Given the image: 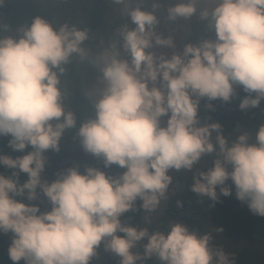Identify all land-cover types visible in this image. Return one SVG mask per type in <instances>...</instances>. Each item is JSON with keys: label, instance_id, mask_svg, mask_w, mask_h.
I'll return each instance as SVG.
<instances>
[{"label": "clouds", "instance_id": "obj_1", "mask_svg": "<svg viewBox=\"0 0 264 264\" xmlns=\"http://www.w3.org/2000/svg\"><path fill=\"white\" fill-rule=\"evenodd\" d=\"M197 3L182 0L168 7L167 19L196 16ZM157 7L125 8L132 27L120 31L123 57L115 44L92 56L84 46L87 30L68 23L57 28L40 16L18 35H0V136L11 137L14 152L25 153L0 154V166L13 170L10 176L0 174V234H11L13 264H91L101 245L119 264H145L154 257L160 264H232L223 249L210 246V234L190 231L183 223L173 222L162 232L121 221L136 210L137 201L143 211H155L172 184L169 173L190 172L206 156L213 157L212 166L193 175L190 190L214 205L218 188L219 195H232L230 180L236 198L264 217V124L250 143L246 131L230 140L219 122L202 124L199 118L202 99L230 103L234 85L247 93L241 111L264 101V0H215L210 11H199V19L214 29L216 39L185 44L168 57L151 51L175 47L171 36L156 32ZM74 60L99 68L103 85L94 102L95 118L78 129L81 146L102 158L106 168L125 169L119 177L73 167L52 182L44 178V154L59 152L65 132L76 127L61 86ZM41 195L50 211L24 202ZM177 206L183 207L182 201ZM141 242L142 253L134 252Z\"/></svg>", "mask_w": 264, "mask_h": 264}, {"label": "rangeland", "instance_id": "obj_2", "mask_svg": "<svg viewBox=\"0 0 264 264\" xmlns=\"http://www.w3.org/2000/svg\"><path fill=\"white\" fill-rule=\"evenodd\" d=\"M180 2L182 0H132L131 4L125 5L115 4L112 0H5L3 9H0V25L7 28L0 30V35H18L20 28L32 23L35 17L40 16L53 22L57 28L68 23L70 26L75 25L80 29L87 30L89 39L84 46L92 56L115 44L116 50L123 57L126 53L121 47L120 31L125 25L132 27L125 8L139 6L142 10L153 11V5H158L155 14L160 23L156 27V32L163 38L171 36L175 47L154 46L151 51L157 57H168L174 51L182 50L185 44H195L204 39H216L214 29L208 27L207 21L199 19V11L204 9L210 11L215 7V0H198L196 16L188 20L169 21L167 8ZM66 67L67 72L61 78L66 111L76 114L75 116L81 122L76 120L74 128V138L78 140L76 147L72 146L73 137L71 135V142L68 139H66V143L62 142L59 152L49 151L44 154L48 161L44 178L49 182L57 179L58 173L69 168L76 167L81 172L83 163L87 165L83 156L85 151L77 133L82 123L95 118L94 102L99 98L103 88L100 82L102 74L99 68L88 61L74 60ZM234 89L235 95L230 103L210 102L207 99H202L199 110L200 121L202 124L219 122L222 125L223 134L230 140L241 134L242 131H246L250 134L249 142L255 143L256 132L259 126L264 124V101H261L258 108L241 111L239 103L247 93L239 85H234ZM208 103L214 105L213 110L210 111L206 108ZM163 120L166 121L167 117ZM0 151L12 157L14 154L20 153L14 152L8 143L4 148L0 145ZM27 151L28 149H26ZM212 159L213 157L209 156L202 158L190 172L171 171L169 174L173 177L172 184L156 210L143 211L140 207L141 202L137 201L136 210L125 213L121 217V221L137 228L162 232H166L173 222H180L186 225L190 231H195L198 234H210L212 236L210 246L213 250L223 249L232 264H264V249L259 250V246L264 244V217L251 213L247 202H241L236 198L232 182L230 180L227 182V186L232 189V195L227 197L219 195L218 202L214 205L207 197L198 196L190 190L193 175L211 167ZM98 163L99 168L112 178L119 177L125 171L116 165L106 168L102 158L98 159ZM186 188L187 190H185ZM217 192L219 194V190ZM186 194H189V200H193L192 206L189 208L178 207L177 201L183 203L186 200ZM204 199H207L209 204H204L202 207L196 204V200ZM24 202L39 204L41 212L51 210L50 202L43 195L37 201L25 200ZM215 206L217 207L214 212H210L209 216L203 218L204 220L200 219L199 216L202 212L208 211L210 208L213 209ZM237 224L238 226H234ZM250 226L256 228L252 229ZM218 228L228 231L226 236L223 230L220 232L217 230ZM10 243V233L0 236V264H13L8 256ZM133 251L142 253L143 242L137 244ZM20 264H24V261H20ZM91 264H119V258L105 252L101 245L98 249V256L93 258ZM145 264H160V261L154 257L147 260Z\"/></svg>", "mask_w": 264, "mask_h": 264}, {"label": "trees", "instance_id": "obj_3", "mask_svg": "<svg viewBox=\"0 0 264 264\" xmlns=\"http://www.w3.org/2000/svg\"><path fill=\"white\" fill-rule=\"evenodd\" d=\"M0 9L2 10L3 8L2 7H0ZM4 9H7V8H4ZM42 13H43V11H41ZM45 12V11H44ZM31 23H28V25H30ZM76 115V114H75ZM76 117V120H77V122H81V120L77 117V116H75ZM72 135V137H73V142H72V146L73 147H76V143H77V138H74L75 137V133H74V129H69V130H67L66 132H65V134H64V136H63V138H62V140H61V143H60V145H62V142H63V144L64 143H66V139H68L69 140V142H71V138H70V136ZM11 139V137H9V136H0V145H2V147L4 148V147H6V144L8 143V141ZM67 145V144H66ZM32 149L29 147L28 148V151H31ZM0 154H4V155H7V153H2L1 151H0ZM72 154V153H71ZM20 155H23V154H21V153H17V154H14V156H13V158H15V157H17V156H20ZM83 156H84V160L87 162V165H85L84 163H83V165H82V170H81V173H84V168H85V166H87V167H90V166H93V167H95V168H99V163H98V159L99 158H97V157H94V156H92L91 154H89V153H86V152H83ZM62 165V164H61ZM100 169V168H99ZM12 171L13 170H11V169H8V168H5L4 166H0V174H3V175H5V176H10L11 174H12ZM45 174L46 173H44L43 175H44V177H45ZM26 179V175L25 174H20V176H19V181H20V183H23L24 182V180ZM185 190H187V188L185 189ZM217 190H219V188L217 189ZM186 196V200L183 202V206L185 207V208H189L190 206H192L191 204H192V202H193V200H189V194H186L185 195ZM218 196H219V194H218ZM196 204L198 205V206H200V207H202L204 204H209V201L207 200V199H204V200H196ZM218 206V205H217ZM217 206H215L213 209L212 208H210L208 211H204V212H202L201 214H200V219H202V220H204L203 218H205V217H207V216H209V213L211 212H214L215 211V209H216V207ZM234 226H238V224L237 225H234ZM252 229H255L256 227L255 226H250ZM219 229V228H218ZM223 230V233H224V235L226 236V234L228 233V231H226L225 229H222ZM2 234H0V236H1ZM229 235H230V233H229ZM228 235V236H229ZM259 244V243H258ZM261 249H264V244H262V245H260L259 246V250H261Z\"/></svg>", "mask_w": 264, "mask_h": 264}]
</instances>
